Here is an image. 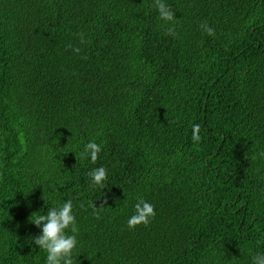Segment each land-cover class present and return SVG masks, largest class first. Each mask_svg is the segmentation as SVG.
<instances>
[{
  "label": "trees",
  "instance_id": "trees-1",
  "mask_svg": "<svg viewBox=\"0 0 264 264\" xmlns=\"http://www.w3.org/2000/svg\"><path fill=\"white\" fill-rule=\"evenodd\" d=\"M164 3L174 21L154 0H0V264H46L29 217L67 200L76 264L264 254V0ZM141 198L156 215L129 229Z\"/></svg>",
  "mask_w": 264,
  "mask_h": 264
},
{
  "label": "clouds",
  "instance_id": "clouds-1",
  "mask_svg": "<svg viewBox=\"0 0 264 264\" xmlns=\"http://www.w3.org/2000/svg\"><path fill=\"white\" fill-rule=\"evenodd\" d=\"M154 3L162 20L174 21V12L164 3V0H154ZM201 28L209 36L215 34V30L209 27L207 22H201ZM166 34L174 35L175 29L169 27ZM84 42L83 36L81 35V43ZM66 47L72 46L68 45ZM72 50L76 53L80 52L79 48H72ZM200 129L201 126L199 124L193 125L192 140L196 143L201 140ZM100 152L101 146L94 141H90L85 145L81 156L90 155L91 161L95 163ZM260 155L264 156V152L260 153ZM88 175L91 177L93 185L99 186L101 189L105 188L107 170L103 166L93 169ZM106 203V198L99 207H96L94 203H90L89 206L93 209V215L97 219H99L98 210L104 208ZM134 207L135 214L128 219L127 227L134 229L140 225L148 226L151 219L156 215L154 205L141 198ZM72 209V201L67 200L58 208L53 207L48 209L46 215H37V212H33L29 217L30 222L35 226L41 227L42 225L41 234L30 238V240L47 253L46 264H76V257H73V250L77 246L78 226ZM69 229L71 234H68L67 230ZM253 264H264V254H256L253 257Z\"/></svg>",
  "mask_w": 264,
  "mask_h": 264
}]
</instances>
